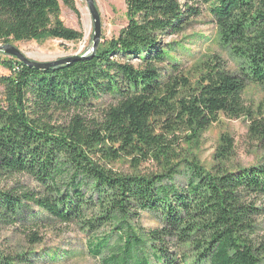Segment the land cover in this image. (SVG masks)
Segmentation results:
<instances>
[{
    "label": "trees",
    "instance_id": "trees-1",
    "mask_svg": "<svg viewBox=\"0 0 264 264\" xmlns=\"http://www.w3.org/2000/svg\"><path fill=\"white\" fill-rule=\"evenodd\" d=\"M198 1L235 71L215 55L201 62L194 84L184 74L164 39L201 14L191 0H126L128 24L119 35L69 64L41 70L0 59L9 71L0 75V181L23 174L36 184L0 189L1 224L39 212L90 232L107 226L111 232L90 243L103 264H264L257 221L264 154L257 165L216 172L175 162L176 133L198 137L221 115L247 117L250 135L264 144V116L243 100L248 86L264 88V0ZM62 3L79 14L75 0H0V43L82 41L83 32L62 19ZM101 105L102 116H87ZM222 139L219 161L233 151L230 136ZM123 156L130 172L112 166ZM148 160L163 163L162 171L141 173ZM143 213L156 226L138 225ZM27 221L19 227L33 245L40 225ZM37 254L0 248V264H38Z\"/></svg>",
    "mask_w": 264,
    "mask_h": 264
},
{
    "label": "rangeland",
    "instance_id": "rangeland-1",
    "mask_svg": "<svg viewBox=\"0 0 264 264\" xmlns=\"http://www.w3.org/2000/svg\"><path fill=\"white\" fill-rule=\"evenodd\" d=\"M102 21L101 41L117 37L128 24L126 0H95ZM191 4H198L201 9L199 16L190 20L188 28L180 34L166 36L164 41L173 45L176 51L173 55L182 64L184 74L189 82L194 84L202 76L201 62L214 59L216 55L226 65L227 70L235 71L237 62L225 52L219 43L218 26L209 12L206 4L198 0H191ZM79 14L62 3V19L68 27L81 30L84 34L80 42H68L59 39L47 38L31 41H11L27 57L38 62L55 61L76 54H90L93 45L94 24L86 0H75ZM0 45H3L0 43ZM0 52V59L6 58ZM9 71L0 66V75ZM0 92L2 88L0 87ZM245 104L258 115L264 116V88L250 85L243 94ZM104 106L93 107L88 110V117H100ZM250 121L247 117L230 118L225 115L219 117L209 129L198 137H193L191 131L177 132L179 137L176 143V161H193L205 169L216 172L218 168L234 169L236 167H250L259 164L264 154V144L255 141L249 132ZM230 136L233 142V151L227 159L217 157L218 149L223 143V136ZM197 140V141H194ZM130 157L123 156L112 163V166L122 172H130ZM163 163L154 160L144 161L140 167L141 173L161 172ZM29 186L36 184L27 175H13L0 181V189ZM35 215V216H34ZM25 216L24 220L16 226L0 225V248L5 253L20 252L22 250L37 252L38 264H103L102 257H94L90 253V243L97 238L111 232L107 226L98 232L83 229L77 223L63 224L45 213ZM40 225V241L30 245L25 234V228L19 227L21 223L29 224L27 220ZM261 224L260 235L264 236V217L258 218ZM143 228L156 226L155 220L148 213H143L138 220ZM37 229V228H35ZM114 242V240L112 241ZM104 256V255H103Z\"/></svg>",
    "mask_w": 264,
    "mask_h": 264
},
{
    "label": "water",
    "instance_id": "water-1",
    "mask_svg": "<svg viewBox=\"0 0 264 264\" xmlns=\"http://www.w3.org/2000/svg\"><path fill=\"white\" fill-rule=\"evenodd\" d=\"M86 2L88 4L94 24L93 45H92V50L90 52V54L92 53V55H94L101 41L102 21L96 1L86 0ZM0 52H3L8 56L18 59L20 62H22L23 64L27 65L30 68H36L41 70H48L50 68L69 64L71 62L81 60L89 55V54H85V55L76 54L55 61L38 62L27 57L19 48H17L16 46L10 43L0 45Z\"/></svg>",
    "mask_w": 264,
    "mask_h": 264
}]
</instances>
